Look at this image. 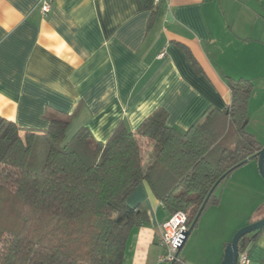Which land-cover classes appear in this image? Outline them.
<instances>
[{
  "label": "crops",
  "instance_id": "crops-1",
  "mask_svg": "<svg viewBox=\"0 0 264 264\" xmlns=\"http://www.w3.org/2000/svg\"><path fill=\"white\" fill-rule=\"evenodd\" d=\"M41 3L0 0V115L21 128L45 130L49 113L77 111L73 131L87 127L106 142L119 123L135 131L162 107L167 124L185 132L209 108L230 105V78L253 82L248 124L260 107L264 0H162L156 12L155 0H51L46 14ZM153 148L155 158L154 146L145 158ZM217 194L219 203L202 212L179 253L186 264H220L244 225L225 229L207 214L232 203L245 208L241 197L248 196L259 203L248 223L264 217L258 159L236 168ZM127 202L144 204L148 221L130 232L123 264H166L159 260L162 223L169 218L163 203L146 181ZM201 235L215 243L203 247ZM246 250L264 264V228Z\"/></svg>",
  "mask_w": 264,
  "mask_h": 264
},
{
  "label": "trees",
  "instance_id": "trees-1",
  "mask_svg": "<svg viewBox=\"0 0 264 264\" xmlns=\"http://www.w3.org/2000/svg\"><path fill=\"white\" fill-rule=\"evenodd\" d=\"M228 84L230 105L209 108L185 132L167 124L162 107L135 131L119 123L106 142L87 127L67 139L77 111L49 113L45 130L0 115V264H123L130 232L148 221L144 204L127 202L143 181L169 217L186 212L190 227L214 185L224 177L204 210L219 203L218 187L263 147L245 124L253 82ZM150 146L157 152L144 171ZM261 231L245 235L240 251Z\"/></svg>",
  "mask_w": 264,
  "mask_h": 264
},
{
  "label": "rangeland",
  "instance_id": "rangeland-1",
  "mask_svg": "<svg viewBox=\"0 0 264 264\" xmlns=\"http://www.w3.org/2000/svg\"><path fill=\"white\" fill-rule=\"evenodd\" d=\"M259 99H260V102H259L260 107L258 110H255V112L253 113V117L250 118V123L247 125V130L250 132L253 131V132L257 133L259 138L264 142V96L260 95ZM74 128H75V125L73 124L70 127V130L68 131L67 139L70 138L72 136V134L74 133V131H73ZM153 151H154V148L149 150L148 155L144 160V164H143V170L144 171L147 170L149 164L151 163V161L154 158V152ZM242 196H244V195H242ZM247 197L248 196L241 197V199H245L244 201L241 200L242 203L245 202V204H246L245 208H235L234 205H232L233 203L230 205L226 204L222 208L223 209L222 211L217 212V213L207 214V215H210L213 219L215 218L216 220H218L221 223V226H224L225 229L233 230L236 227V225L244 224L239 228V229H241L242 227L250 224V223H248V219H249L251 213L257 209L256 208L257 204H259V203H257L256 199L247 198ZM235 233L232 235L231 240L234 237ZM214 243H215V239H213L209 235L208 236H206V235L200 236V244L203 247L209 248Z\"/></svg>",
  "mask_w": 264,
  "mask_h": 264
},
{
  "label": "built area",
  "instance_id": "built-area-1",
  "mask_svg": "<svg viewBox=\"0 0 264 264\" xmlns=\"http://www.w3.org/2000/svg\"><path fill=\"white\" fill-rule=\"evenodd\" d=\"M160 3L162 0H155ZM51 0H42L40 10L43 14L50 11ZM161 244L164 248L159 260L166 264H173L180 259L179 247L184 239V232L189 229L188 215L184 211H178L172 214L162 223ZM237 264H255L250 258L249 252L244 249L240 251Z\"/></svg>",
  "mask_w": 264,
  "mask_h": 264
},
{
  "label": "water",
  "instance_id": "water-1",
  "mask_svg": "<svg viewBox=\"0 0 264 264\" xmlns=\"http://www.w3.org/2000/svg\"><path fill=\"white\" fill-rule=\"evenodd\" d=\"M247 123H248V121L245 122V124H247ZM246 161H248V160H246ZM246 161H243L239 165L245 163ZM258 168H259L260 174L264 178V145H263L262 149L258 152ZM223 178L224 177H222L214 185V187L211 189L209 195L207 196V198L205 199L204 203L202 204L199 212L197 213L193 223L191 224L189 229L184 232V239L182 241L181 246L179 247V253L182 250V248H183L185 242L187 241L188 237L192 233L195 224L197 223V221L199 220L200 216L202 215V212H203V210L205 208V205L207 203L208 198L210 197V195L213 193V191L219 185V183L221 182V180ZM263 228H264V217L259 219V220H257V221H255V222H253V223H250V224L242 227L241 229H239L235 233V235L232 238V240L227 244V246L225 248V251H224L223 259L220 262V264H237L239 253H240V244L243 243V241H244L243 237L245 235H247V234H250V233H253V232H257V231H259V230H261Z\"/></svg>",
  "mask_w": 264,
  "mask_h": 264
}]
</instances>
